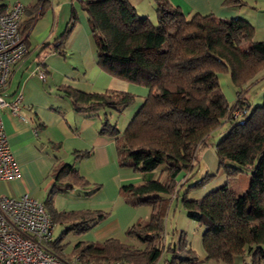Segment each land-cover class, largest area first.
<instances>
[{
    "label": "trees",
    "instance_id": "16d2710c",
    "mask_svg": "<svg viewBox=\"0 0 264 264\" xmlns=\"http://www.w3.org/2000/svg\"><path fill=\"white\" fill-rule=\"evenodd\" d=\"M4 1L0 0L2 11L8 8ZM80 1L91 27L99 65L149 88L124 133L117 138L116 147L120 166L151 174L143 182L123 185L121 191L131 203L148 205L152 212L149 219L139 220L127 230L128 237L138 239L144 246L110 237L102 245L80 241L72 254L78 253L85 261L157 264L169 250L173 258L167 264H199L195 252L187 246L184 231L178 243L160 245L159 241L165 230L167 207L181 184L178 175L184 172V182L189 179L201 151L209 146V138L227 123V131L216 143V154L228 182L202 198L185 197L183 206L190 218L205 227L202 246L207 259L223 263L243 259L244 264H264V103L252 105L247 96V90L264 69V40L255 38V26L243 17L200 12L188 17L169 0H154L157 25L148 16L142 17L129 0ZM48 3L49 0H34L26 7L25 26L22 25L25 41L27 29ZM245 4V0H224L229 7ZM76 22L73 12L57 40L45 43L43 48L65 54L66 41ZM243 40L248 47L243 46ZM224 72L230 74L238 89L234 104L229 103L220 85V74ZM62 91L77 110L89 112L102 107L121 112L136 100L134 93L122 90L98 93L63 87ZM102 132L117 135L119 128L106 117ZM87 153L75 155L82 158ZM156 169L159 174L154 176ZM241 173L249 176V183L238 194L230 180ZM51 175L55 181L44 204L54 224L68 227L49 243V248L66 258V246L60 245L66 233L86 232L106 213L56 211L52 204L57 193L79 185L86 194H93L100 186L93 185L73 163L59 157Z\"/></svg>",
    "mask_w": 264,
    "mask_h": 264
},
{
    "label": "crops",
    "instance_id": "0c3cea01",
    "mask_svg": "<svg viewBox=\"0 0 264 264\" xmlns=\"http://www.w3.org/2000/svg\"><path fill=\"white\" fill-rule=\"evenodd\" d=\"M15 1L17 0L4 2L9 7ZM21 1L26 7L34 2V0ZM129 1L140 15L151 17L156 25L159 23L154 0ZM147 1L153 7L151 5L148 7ZM169 1L188 17L200 12L227 18H246L255 26V38L264 40V0H245L246 4L242 7L226 6L224 0ZM68 6L66 0H49L48 6L35 16L26 31L29 51L13 66L5 92L8 100H13L17 94L22 93L20 115L13 114L9 108L3 110L4 129L19 165L20 175L0 183L7 185L8 195L17 197L27 192L33 198L45 203L55 181L51 173L57 157L64 162L73 163L81 174L93 185H99L100 189L93 194H86L85 188L75 185L73 189L54 196L53 208L56 211L102 210L106 216L86 232L66 233L60 245L66 246V243L72 242L75 246L80 241L102 245L107 238L116 237L138 246L141 245L139 240L128 237L127 230L135 222L149 219L152 208L148 205L131 203L121 191L123 185L130 184L137 178L136 174L130 173L128 166H120L118 161L116 140L124 130L119 128L117 135L102 132L103 123L108 117L107 110L112 108L102 107L95 112L77 110L72 99L62 91V88L70 87L98 93L122 90L140 92L142 96L147 91L103 69L98 63L93 43L88 38L84 39V47H80L81 33L83 32L85 37H87L86 32L92 33L86 12V15L81 17L80 25L75 27L66 43L67 53L59 54L49 48H43L45 43L57 40L69 24L71 15ZM25 19L24 16L23 26ZM68 52L71 55L77 52L85 60L83 63H74L68 59ZM39 69L46 72L45 78L39 76ZM143 100L140 98L135 103L132 116ZM110 122L114 123L113 120ZM208 147L201 151L198 164L200 159L203 160L206 156L214 159ZM87 151L86 156L82 158L75 155L76 152ZM248 183L249 176L246 175L244 190ZM67 227L68 224L55 223L53 240ZM187 246L195 254H199L200 262L203 258L207 259L202 249L201 236L193 245L187 243ZM63 255L66 259H72L78 253L67 254L64 250ZM246 259L249 260L248 257ZM182 263L189 264L187 261ZM233 263L244 264V261L236 259Z\"/></svg>",
    "mask_w": 264,
    "mask_h": 264
},
{
    "label": "built area",
    "instance_id": "2783aa9c",
    "mask_svg": "<svg viewBox=\"0 0 264 264\" xmlns=\"http://www.w3.org/2000/svg\"><path fill=\"white\" fill-rule=\"evenodd\" d=\"M26 5L21 0L0 10V182L20 175V168L4 129L3 110L9 108L20 115L22 93L13 100L6 97L13 66L28 53L22 35V21ZM38 74L45 78L46 72ZM55 224L44 203L29 193L21 196L0 195V264H126L123 261L83 260L60 257L49 248ZM251 264V263H247Z\"/></svg>",
    "mask_w": 264,
    "mask_h": 264
},
{
    "label": "rangeland",
    "instance_id": "374dc122",
    "mask_svg": "<svg viewBox=\"0 0 264 264\" xmlns=\"http://www.w3.org/2000/svg\"><path fill=\"white\" fill-rule=\"evenodd\" d=\"M64 1V0H60ZM66 2L69 4L68 6V11H70V15L72 16V13L74 12L76 14L77 22L75 27H78L80 25V20L82 15H86L85 11L82 8V4L80 0H66ZM72 2V3H71ZM149 5L152 6L147 1V6ZM153 7V6H152ZM147 9V7H146ZM146 16V15H141ZM151 19V17H149ZM23 25V24H22ZM74 27V29H75ZM73 29V31H74ZM73 31L70 33L68 39L70 38L71 34ZM86 36H84V33H81V38L79 40L80 42V47H84L85 40L86 38L89 39L93 43L94 50L97 54L96 51V44L93 39L92 33L89 34V32H86ZM67 39V41H68ZM66 41V43H67ZM243 46L248 47V42L246 40H243ZM67 53V49H66ZM68 59L74 63H83V59L81 55H79L77 52L71 53L68 52ZM220 85L222 87L223 92L225 93L228 101L230 104H234L236 99H237V93H236V87L234 86V83L232 82L231 76L229 73H221L220 74ZM140 87L139 89H146V94L142 96L140 92H132L136 95V100L133 104L125 108L123 111H118L116 109H111L107 110L108 112V118L110 120H113L114 124L118 126L122 131L125 130L126 126L128 125L130 119L132 118V109L135 107V103L140 99V98H145L147 94L149 93V88L145 85L142 84H136ZM238 90V89H237ZM247 96L250 99V102L252 105H261L264 103V69L258 73L256 76L255 82L249 87L247 90ZM242 117H238V120H241ZM227 123H224L221 125L217 131L209 138V147L208 149L211 150L214 159L210 156L203 157V160L200 159V164H198L195 169L193 170V174L189 177V179L185 181L184 175H186L184 172L180 173L178 175V182L181 183L179 186L178 193L176 196L169 202V205L166 210V215H165V230L163 237L161 241H159L160 245H165V243L170 244V242L178 243L179 242V236L182 231L186 234V239L187 243L193 245L195 243V240L201 236V241H202V234L204 232V225L197 220L190 218L186 210L183 206V200L185 197L188 199H199L202 198L205 194L210 192L211 190H214L218 188L219 186L225 184L228 182V175L224 168L219 167V159L216 154V143L218 140L225 134L227 131ZM130 173L133 172L136 174L137 178L132 181V183H140L146 180L151 174H143L140 171H137L136 169L129 167ZM209 173V176L206 177V173ZM154 176H157L159 174V170L156 169V171L153 173ZM188 177V176H187ZM202 182V183H200ZM199 183V184H198ZM246 183V174L241 173L238 178L235 180H230V185L232 186L233 190L237 192L238 194L243 193L244 191V184ZM183 184V185H182ZM196 184L195 186H193ZM182 185V186H181ZM7 185L0 183V195H8V190H6ZM175 194V192H173ZM73 233H77L73 231ZM79 234V233H77ZM167 240V242L165 241ZM167 244V245H168ZM141 246H144L142 244ZM203 249V246H202ZM74 250V244L72 242L66 243L65 251L67 254H72ZM204 251V249H203ZM205 252V251H204ZM197 257H199V254H197ZM173 258V253L171 251H166L163 253L162 257L159 260L160 264H167L171 259ZM186 264V263H182ZM190 264V263H189ZM199 264H238V263H223L219 262L214 259H206L203 258V261L200 262Z\"/></svg>",
    "mask_w": 264,
    "mask_h": 264
}]
</instances>
